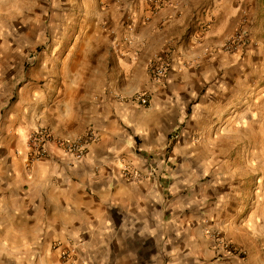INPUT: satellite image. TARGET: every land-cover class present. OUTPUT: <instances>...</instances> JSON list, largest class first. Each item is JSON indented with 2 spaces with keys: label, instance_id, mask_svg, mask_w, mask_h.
<instances>
[{
  "label": "crops",
  "instance_id": "0c3cea01",
  "mask_svg": "<svg viewBox=\"0 0 264 264\" xmlns=\"http://www.w3.org/2000/svg\"><path fill=\"white\" fill-rule=\"evenodd\" d=\"M101 2L98 34L85 38L102 58L108 42L127 75L143 66L142 88L106 91L103 76L92 90L94 67L74 55L68 32L70 3L14 10L0 0V264H220L206 229L221 222L224 174L209 143L234 76L224 44L240 1ZM159 54L168 73L155 83ZM143 89L148 106L135 99ZM42 128L98 136L83 159L55 144L33 159L29 138Z\"/></svg>",
  "mask_w": 264,
  "mask_h": 264
},
{
  "label": "rangeland",
  "instance_id": "374dc122",
  "mask_svg": "<svg viewBox=\"0 0 264 264\" xmlns=\"http://www.w3.org/2000/svg\"><path fill=\"white\" fill-rule=\"evenodd\" d=\"M6 1L10 9L23 10L35 0ZM57 1L72 6L73 21L68 32L74 37V55H80L85 66L94 67L89 74L96 81L93 91L101 88L103 76L106 91L110 86L119 94L130 88L144 87L143 66L127 75L122 70L125 64L114 56L113 47L108 42H103L106 54L102 58L97 57L91 44L97 41L90 42L85 38L88 33L98 34L97 27L93 26V17L101 9V0ZM237 1L240 2L236 3L239 7L234 10V16L242 14L241 20L229 39L239 35L246 36V39L232 51L225 48L227 41L224 44V48L234 56V76L226 80L224 116L216 114V133H212L209 143V153L217 157L218 176L221 171L224 174L223 184L216 190V199H223L224 211L220 213V224L206 230L214 258L220 264H233L234 259L237 264H264V0ZM160 57L157 55L152 62ZM151 80L155 83L162 81L152 73ZM148 93L143 89L137 95L149 96ZM174 143L175 139L170 145ZM223 242L234 246L235 256L225 255Z\"/></svg>",
  "mask_w": 264,
  "mask_h": 264
},
{
  "label": "built area",
  "instance_id": "2783aa9c",
  "mask_svg": "<svg viewBox=\"0 0 264 264\" xmlns=\"http://www.w3.org/2000/svg\"><path fill=\"white\" fill-rule=\"evenodd\" d=\"M168 0H152V2L162 4ZM246 36L239 35L232 39H229L225 44L227 50L232 51L242 45ZM168 60L165 56L158 58L157 61L152 62L149 70L154 75L157 80H162L168 73ZM135 99L142 105H147L149 103V96L146 94H139L135 96ZM97 132L93 129H88L84 135L75 138H55L53 133L48 128H42L36 130L29 138L28 146L30 149V155L33 159H43L50 156V146L55 144L62 150L70 153L75 159L80 160L87 156L90 147L97 140ZM128 175H133L136 178L141 177V172L139 170L132 171L129 173L126 169ZM54 249H62V257L65 258H76V254L73 248L66 247L63 243L57 242L53 244ZM222 250L226 256H235L236 250L233 245L226 242L222 243Z\"/></svg>",
  "mask_w": 264,
  "mask_h": 264
}]
</instances>
